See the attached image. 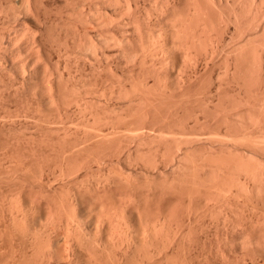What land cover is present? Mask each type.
<instances>
[{
    "label": "bare ground",
    "instance_id": "bare-ground-1",
    "mask_svg": "<svg viewBox=\"0 0 264 264\" xmlns=\"http://www.w3.org/2000/svg\"><path fill=\"white\" fill-rule=\"evenodd\" d=\"M21 1L27 13L30 14L35 11V4L33 6L32 1ZM66 13L68 14L69 12L67 11ZM69 18L71 24L73 22L74 27H81V31L84 32V38L91 33L93 35L95 32L94 37L96 39H90L91 35H89L90 40L88 39L89 41L87 40L86 42L85 38L86 44L84 43L85 47L83 49L82 44L84 41H80L79 43H82V46L75 48L80 49V51L76 50V53L73 50L76 54L71 51L74 55L71 59H74L75 62L74 60L72 62L69 59L65 60V68L63 70L66 71V64L68 65L69 62L70 66L74 62L73 64L79 67L76 66L75 68H78L77 72L79 69L81 70L84 67L86 69L88 66V69L93 71V75L91 74L93 76V80L91 79L92 84L88 82L89 85L92 86L93 81H95L93 86L96 87V83H98V89L103 84L105 86L101 87L102 89L100 88V93L93 86L94 89L92 88L91 91L88 90L89 92H87L88 86L86 85L84 87L86 88V95L84 94L85 90H82L83 93L81 94H84L89 99L84 96L81 97V95L77 96L75 94L76 91L74 93L73 90L74 95L70 92L73 96L69 97L70 93L66 92H69V90L65 89L66 86L61 87L60 83L62 82L61 78L67 76L71 70L66 71V75H63V72H57L56 75L54 70L53 72L48 71L50 69L47 64L40 61V66L43 67H40V69L42 68L41 70L45 72V76L48 74L47 77L43 75L44 81L45 78L47 79L44 82L46 85L42 81L47 90L46 88L41 89L48 92H45L47 93V102H50L51 105L54 103L55 107V103L60 104L58 99H63L61 101L67 107L74 104L76 105L75 107L78 106L80 108L85 104L86 106L84 105L83 108L87 107V109H90L88 108L90 107L89 104H92L90 100L95 101L94 98L96 97L100 99L98 102L100 105L102 104L103 109V104L106 105L105 109L108 110L114 106L113 113L108 111L107 114L104 109L105 114L101 112L103 116L100 113L97 116L95 112L99 108L94 111L93 106L96 103L98 104V102L94 103L92 101L91 110L93 111L91 112L96 117L94 119L95 115L88 114L93 116L94 121H91L92 119L90 120V117L86 114L89 118L88 122L84 123L79 131V133L83 131L84 135H86V137L83 136L84 139L80 137L84 141H82L83 146H81L84 153L81 154L82 157L79 156V161L77 157L75 159L76 162L73 164L72 161L75 160H70V165L72 164L70 167L66 163L65 165L68 166L65 168L68 167V169L65 171L64 168L63 171L65 172L62 171L63 176L67 174L70 178V175H73L69 182L80 180L76 182L79 183L75 185L76 188L66 185L61 191V195L66 199L68 206L73 212L85 211V205H78L80 203V195H82L81 189H77L82 186L80 182H87L83 186L84 191L91 193L94 198L101 201L107 196L119 194L118 191L123 190V183H125L130 186L133 198L128 192L120 193L121 206L118 209H110L109 211L129 212L125 203L131 198L132 201L134 200V207L137 208L135 191H138L141 178L137 171L133 174L131 169L134 168V165H137L133 161H137L139 158L146 162L145 166H143L145 170L141 171L143 177L154 180L155 177L153 179L152 175L164 176L163 179L167 177L169 181L172 177L171 172H173L174 178L172 177V181L170 180L171 183L170 181L167 182L166 179V182L170 183L168 187L173 192H178L181 198L186 196L195 198L197 208L201 207V204L206 200L203 188V186H206L205 181L211 177V180H216L219 184L222 183L221 181H225L224 183L226 184V180H228L229 184L231 180L237 179L235 175L233 176L235 178L232 179V175L234 173L237 174V172H244L246 176L253 175L255 177L253 179L257 181L259 179L262 184L258 182L257 184L260 183V185L250 189L254 190L253 193L256 194V205H264V173L261 172L264 169L256 170L255 167L257 165L255 164L256 161L259 163L264 159V0H83V6L76 5L72 8ZM69 18L66 19L69 20ZM66 23L68 24V22ZM68 26L71 25L68 24ZM24 30L26 31V29H23V32ZM76 30L79 31V28ZM20 33H22V30ZM22 37H25V35ZM26 37L29 38L30 36ZM67 37L68 41L72 36L70 37L69 35ZM28 40H30L28 46L31 54L34 59L38 58L36 59L37 61L43 55L40 51L41 48L36 44L38 41L35 36L31 35ZM65 40L64 42H66ZM62 44L60 43V46ZM69 53L70 51L67 52V58L71 55ZM215 68H218L219 71L213 73ZM43 72L41 73L43 74ZM71 73L69 74L71 75ZM75 73L72 75L75 76ZM82 73H84V70ZM87 77L85 76V79ZM60 79L61 82L59 81ZM82 79L84 80L83 77ZM64 81L65 84L68 82L63 79ZM58 82H60L59 87L57 86ZM100 83H102L101 86L99 85ZM106 84L110 85L108 90L105 89L107 88ZM127 84L131 86L130 91L127 90ZM56 86L59 91L66 92V94H60L57 91L63 98H60L56 93ZM76 86L78 87V85ZM77 87L76 89H78ZM111 87L112 91L106 94V91H109ZM104 89L106 90L105 92H103ZM77 92L80 94V89ZM124 99L125 102L127 100L131 103L132 106L129 113L137 117L136 120L130 122L129 119L135 117L127 115L130 117L128 119L129 122L127 121V112L124 115V110H121L125 104L120 101ZM113 101L115 102L113 103L114 105L110 104ZM117 102H120L121 105L124 104V106H119L120 103L115 105ZM63 103L62 106H65ZM188 103H190L188 105L190 107L186 105ZM60 105H56L57 108L55 107L59 111L62 107ZM192 106L193 109H190ZM78 107L75 109H78ZM194 107L196 112L193 111ZM72 108L74 109V107ZM83 108H80L81 111L79 112L86 110V108ZM82 113L85 114V112ZM198 114L203 116V118L199 117ZM59 117H61V114ZM81 118L86 117L83 115ZM191 119L193 122H191ZM127 133L140 136L142 137L141 139L150 138L152 140L151 143L169 144L170 149L169 153L166 154V161L161 164L155 160L153 161L152 158L143 156L138 147L137 153L133 157L132 151L121 140L117 144L112 143V137L120 139ZM254 135L258 136L256 139H251ZM90 143H95L96 146L89 148ZM75 144L77 145V143ZM183 145L185 148H183ZM196 147L199 150L204 149V152H209L210 158L206 157V159L208 158L210 162H213L210 164L213 167L210 168L209 174L208 171L204 170L205 165L209 162L208 159L207 161L203 160L202 157L200 159L197 157L200 162L195 161L196 158L194 156L192 159V156L184 151V149H195ZM123 159H126L124 163ZM261 164L260 168H263L264 163L262 162ZM167 167L170 168L168 169V174L171 173L170 176L164 173V169L168 172ZM81 170L84 172L83 179L77 178L78 172ZM202 170L210 176L207 180L204 177H207V174H203L202 179ZM254 170L258 171L259 174H255ZM231 182L229 185L224 184L226 189L222 183L221 186L223 187H220L221 190H227L228 186V188H231V184L235 185L233 181ZM253 182L254 184L256 183L255 180ZM215 183L213 186H215ZM238 183L236 186H238L237 188L240 191H244V193L252 191L247 189L248 187L246 186L249 185L245 186L241 182V185H238ZM213 186L211 185L210 188H213ZM216 186H218L217 183ZM220 188L218 187L217 189ZM211 190L209 189L208 191ZM211 193L214 194V192ZM234 203L231 201L226 203V206L232 212H219L221 215L220 221L213 229L209 231L203 229L200 231L192 230L195 233L192 232V236L190 235L191 231L189 232V235H187L189 237L183 243L185 244L183 246L185 249H183L185 251L183 254L188 256L189 261L184 259L183 262H180L181 264H264V212H258L255 209L252 212H234V207L239 206L238 202ZM245 206L252 208L249 205ZM198 211L194 212V215L201 217L203 212ZM190 216L191 212L187 211V214L183 216L182 222L187 218L189 220ZM130 225L131 223H129ZM114 233L118 235L121 247L125 249L132 248V239L120 238L117 230ZM168 233L166 231V235ZM157 235L153 237L159 238L161 236L157 237ZM169 237L168 234L166 240ZM174 237H172V240ZM168 242L171 243L170 240ZM169 243L167 244L169 246L172 245L170 246L171 249L174 246L171 252L170 250L168 251L170 248L166 246L170 255V253L176 252L178 245L176 242V245L175 243L173 245V242L172 244ZM163 244L166 245V243ZM162 247L164 246L162 245ZM200 247L201 253L206 260L196 262L192 258L194 257L193 252L199 253L200 250L198 249ZM160 249L162 248L160 247ZM165 250L163 252L159 250L158 254L165 252L166 256L163 255L167 257L168 254ZM172 255L171 257H173ZM174 257L177 258L176 256ZM176 263L180 264L178 261ZM176 263L172 262V264Z\"/></svg>",
    "mask_w": 264,
    "mask_h": 264
},
{
    "label": "rangeland",
    "instance_id": "rangeland-1",
    "mask_svg": "<svg viewBox=\"0 0 264 264\" xmlns=\"http://www.w3.org/2000/svg\"><path fill=\"white\" fill-rule=\"evenodd\" d=\"M30 1H32L31 3L33 6L35 4V13L33 12L29 14L22 6L21 0H0V264H169V261L170 264H172V262L176 263L177 261L180 263L181 261L183 262L184 259L189 261L187 258L188 256L183 254L185 252L183 251V246L185 245L183 243L187 240V237H189L187 236L189 235V232L191 231V235L194 230L200 231L203 229L209 231L217 226L221 217L219 212H232L230 211L229 207L226 206L227 202H238L239 206L234 207V212H252L254 209L258 212H264V205H256V194L253 193L254 190H252L256 185H260L261 182L259 179L257 178L258 181L253 179L255 178L253 175L246 176L244 172H237V174L234 173L233 175L231 173L232 179L235 178L233 177L234 175L237 178L231 180L234 182L233 184H235H231V186H234V188L231 186V188H228V186L227 190L223 189L224 191H222L221 188L223 186L226 189L225 185H229L232 182L230 181L228 184V180H226L227 183L225 184V181H221L223 183V186H221L222 183L219 184V182H216V180L214 181L210 179L211 177L208 174L211 171L210 168L213 167V165L210 164L213 162H210L208 159L210 158L209 152H204V149L199 150V146V149L196 147L195 149H184V151L190 154L192 159L194 156L196 158H194L195 161L200 162V160H197V157H199V159L202 157L203 160H209L208 164H206L204 167V170L206 172L208 171V174L204 173V170H202L203 173L200 171L202 179L206 174L207 177L204 176L205 180L210 177L207 181H205L206 184L204 183L206 186H203L206 194V200L203 198L205 201H202L203 203L201 204V207H196L197 201L195 198L189 196L181 198L178 192H173V190L168 187V184H170L172 181L171 179L174 178L173 172H171L173 178H170V183H167L169 182L167 177L163 179L164 176L160 177L152 175L153 179L155 177L154 180L143 177L141 171L145 170L143 166H145L146 162L145 160L139 158L137 161H133V163H137V165H134L135 169H131L133 174L137 171L141 178V184L138 187V191H135L137 208L134 207V200L132 201L133 195L131 188L125 183H123V190L118 192L119 194L128 192L129 195L132 196V198L128 200L127 203H125L126 209L129 212H110V209H118L121 206V200L119 198L121 195L118 193L117 195L113 194L109 197L107 196L103 201H101L94 198L91 193H86L84 191L83 186H85L87 182H80L82 183V186L77 189H81L82 195H80V203H78V205H85V211L73 212V210L68 206L66 199L61 195V191L66 185L76 188L75 185L79 184L76 182L80 180H76L75 182L72 180L69 182L73 178V175H70L69 178L66 173L64 174H66L67 177L65 175L63 176L62 173L65 172L74 162H76V157L78 160L79 156L84 153L83 147H81L83 146V140L80 139V137L84 139L83 136L86 137V135H84L83 131L80 133L79 131L80 128L83 127L84 123L88 122V114L91 113L93 115L91 111H97L99 108L98 111L100 112L97 111L95 114H97V116L100 114L103 116V114H105V110L108 114V111H113L114 106H112V109H110V105L108 110L105 109L106 105L103 104L104 110L101 106L102 104L100 105L98 102L100 99L95 97V101L90 100V102L92 104L93 102H98L99 106L96 103L97 106L95 104L93 106L94 108L92 107L93 110H91L92 104H89L90 107L88 108L90 109L84 107L86 110H88L86 111L83 108L85 104H81L83 106L80 108L84 109L82 110V112H85L84 114L79 112L81 109L78 106L77 107L79 110L75 109L77 107H75L76 105L74 104H72L73 106L68 105V107L71 109L68 108L67 105L61 101L63 99H58V102L60 101L59 103L61 105L55 103L56 108V105L62 106V103L66 106H62L61 108L58 106L60 111L54 107V103L51 105L50 102H47L48 92L46 91V86H44L46 85L44 82H46L47 79L45 78L44 81L45 72L41 70L43 67L40 66V61L47 64L50 69L48 71L53 72L54 70L56 75L57 72H63V75H66V71L68 72L71 70V75L69 74L70 72L67 74V76L69 75L68 78L67 76H63L61 78L62 82L63 79L68 82L65 84L64 81L63 85L60 79L59 81L61 83L58 82L57 84L58 86L60 83L61 87L66 86L65 89L69 90V92L66 91L67 93L71 92L73 94V92L75 93L76 91L75 94L77 96L81 95V97H83L86 92V88H84L86 85L88 86L87 92L91 91L93 87L95 89L97 88L98 83H96V87L93 86L95 81H93V87L89 85V83L92 84L93 76H91V74L93 75V71L91 70V73L87 66L86 69L84 67L81 68V70L79 69L77 72L76 70L79 67L76 64H73L75 60L71 59L74 56L73 53H77L76 50L78 52L80 51V49L78 50L75 48H80L83 45V49L85 47L84 45L86 44L85 41L87 42L89 35L92 33L86 36L85 39L83 36L84 32L81 31V27L79 25V27L76 26L79 28V31H77V28L73 26V22L71 24V20L69 18V13L72 12V8L76 5L83 6V0H71L72 3L69 2V0ZM67 11L69 12L68 14L66 13ZM64 17L69 18V20ZM63 20H67L66 22H68V24L71 26H68V24ZM24 26L26 27L24 28ZM69 27L72 29L74 28L75 31ZM23 29H26L27 32L25 30L23 32ZM21 30L25 37H22L24 35L20 33ZM94 33L91 35L90 39H96L94 37ZM30 34L35 36L36 40L38 41L36 44L39 45V48H41L40 51L43 54H40L42 57L37 61L36 59L38 58H33L31 50L28 46L30 42L28 39L31 37ZM68 34L70 37L72 36V39H68L69 42L66 39V36L69 37ZM28 35L30 36L29 38L26 37ZM64 40L66 42H64ZM80 41H84L83 44L79 43ZM70 42L73 43L70 44ZM60 43L63 44L60 46ZM72 44L74 49L72 48ZM58 49H61L60 51L62 52H60ZM73 50L76 53L73 52ZM66 51H70V53L72 51V56L69 53L70 56L67 58ZM67 59L71 60L70 62L74 60V62L71 63V66L72 64L73 66L71 68L70 62L68 60V65L70 67L66 64L68 69L66 68V71H64V63H66L65 60ZM45 60L49 61L46 62ZM76 66L78 67L77 69H75ZM40 67L42 68L40 69ZM21 68L23 71L26 70V73L21 71ZM57 68L60 69L58 70ZM83 70L84 73H82ZM217 71H219L218 68H215L213 73H216ZM41 72H43V74ZM73 72H76L75 76H73ZM39 73L40 75L44 76H40ZM47 75L45 77H47ZM85 76L88 77L85 79ZM29 77L32 78L30 79ZM73 77L74 79H72ZM42 81L44 85L42 84ZM67 83H69V86ZM73 83L78 85V87L76 86L78 89H76ZM101 84L102 83L99 85L101 86ZM104 86L105 84H103L101 87ZM126 86L127 90L130 91L131 86L129 84ZM58 87L55 89L57 94L58 92L60 94H66V92H62V90L59 91ZM108 87H110V85H107V88L105 89L108 90ZM42 88H46V90L43 91L41 90ZM100 88L97 89L101 93L102 88ZM79 89L80 94L77 92ZM105 89L102 91L105 92ZM82 90H85L83 95L81 94L83 93ZM110 91H112V87L109 91H106V94L110 93ZM71 93L70 96L68 94L69 97L74 95H71ZM65 96L68 97L67 95ZM59 97L61 98L62 95H59ZM84 97L89 99L87 96ZM120 102H124L125 106L122 104L124 106L123 107ZM120 102V104L117 102L115 105L119 104V106H122V109L120 107L119 108L122 111L124 110L123 114L125 115L127 112L126 116L129 115L131 117L132 114L129 113L130 107L132 106L131 103L127 100L125 102V99ZM113 103L115 102L113 101L110 104ZM127 103L130 104L128 105ZM189 104L190 103L186 105L188 106ZM72 107H74V109ZM195 107L193 110L194 112H196L195 110L197 108ZM119 108L117 109L119 110ZM190 109H193V106ZM98 113L100 114L98 115ZM197 113L199 112L197 111ZM60 114L61 117H59ZM81 114L85 115L87 119L81 118L83 117ZM200 114H198V116L203 118V116H200ZM91 116H89L90 120L92 119L91 121H94L96 115L94 116V119L93 116L92 118ZM130 117L127 118V121ZM136 118L137 117H132L129 120L131 122L136 120ZM191 122H193L192 119ZM257 136L258 135H254L251 137V139H256ZM141 138L142 137L140 136L127 133L120 139H115V137H112L111 140L114 144H117L118 141L121 140L122 143L132 151L133 157L136 155L138 147L141 150V154H143V156L147 158L150 157L153 159V161L155 160L160 164L166 161V154L169 153L170 149L169 144L151 143L152 140L150 138ZM75 143H77V145ZM184 145L183 148L186 146ZM95 146V143L89 144V148ZM206 157L208 158L206 159ZM70 160L75 161H72V164L70 165ZM125 161L126 159H123V163ZM262 162L264 163V159L259 162L260 164L257 161L255 162V164H257L255 165L256 170L264 169V167L260 168ZM66 163L69 166L65 165ZM66 166L68 167L65 168ZM64 168L65 171H63ZM168 169L170 168L167 167V171ZM256 170H254L255 174L258 173ZM164 171V173H167V176H170L171 173L168 174L169 171L166 172V169H164ZM261 172L264 173L263 170ZM83 174V170L79 171L77 178L83 179ZM239 179L241 184H244L245 186L249 185L250 187H246L252 191H246V193H244V191H240V189L237 188L238 186H236L239 182ZM253 180H255V184ZM235 181H237V183H235ZM215 182L218 184V186H216ZM240 182L238 185H241ZM258 182L260 183L257 184ZM214 183L215 186H213ZM211 185L213 188H210ZM215 187L221 188L215 189ZM208 188L212 190L208 191ZM211 192H214L215 195ZM245 205H249L253 209L247 208ZM187 211L191 212L190 219L187 220V218L184 222H182L183 216L187 214ZM197 211L203 212V215L201 217H196L194 212ZM129 223H131L130 226ZM116 230L119 232L120 238H124L126 240L132 239V248L125 249L121 247L120 240L117 237L118 235L114 233ZM157 231L161 232L158 233ZM166 231L169 232L168 234L170 236L169 239L167 238V240H170L171 243L166 240V236L168 237V234L166 235ZM162 233H164V239L163 235H161ZM156 234H158L157 237L161 235L159 237L160 239L153 237L156 236ZM173 236L176 237H174L175 239L173 238L174 241L172 240ZM162 242L166 243V245ZM172 242L173 245L176 242L178 246L176 248V252L170 253L169 255L166 246L170 248L168 251L170 250L171 252L174 246L171 249L170 246L172 245L169 246L167 243L172 244ZM162 245L166 249L164 250L168 254L167 257H170L176 262L165 257V252L158 254L159 250L162 251L164 248ZM160 247L162 249H160ZM198 250H200L199 253L193 252L194 257L192 258H194L196 262L205 261L206 259L201 253V247ZM171 255L173 257H171ZM180 258H182V260H180Z\"/></svg>",
    "mask_w": 264,
    "mask_h": 264
}]
</instances>
